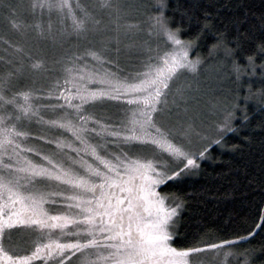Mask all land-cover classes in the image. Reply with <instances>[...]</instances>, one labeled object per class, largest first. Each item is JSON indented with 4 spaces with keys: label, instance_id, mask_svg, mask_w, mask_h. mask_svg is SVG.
<instances>
[{
    "label": "snow or ice",
    "instance_id": "obj_1",
    "mask_svg": "<svg viewBox=\"0 0 264 264\" xmlns=\"http://www.w3.org/2000/svg\"><path fill=\"white\" fill-rule=\"evenodd\" d=\"M101 6L119 12L113 0H103ZM154 6L156 14L148 17L150 31L163 37L171 50L157 56L155 62L149 57L144 71L131 78H121L103 67L111 63L105 58L106 48L88 49L82 56H66L60 62L64 79L56 80L48 92L56 104H34L32 90L7 95L20 68L0 77V264H73L74 259L77 264H191L195 254L232 248L255 234L253 229L234 240L201 242L199 247L173 246L176 221L184 205L158 188L198 169L199 161L208 158L213 146L227 147V134L238 131L234 126L238 111L244 122L249 116L246 107L227 106L212 133L197 131L189 124L179 140L171 129L159 124L158 105L167 103L171 82L183 70L194 71L200 63L189 57L200 33L192 40L181 39L183 21L172 27L173 21L166 15L168 0H155ZM5 7L11 26L21 29L24 25L14 18L15 9ZM31 7L71 16L77 33L100 24L78 0L75 4L71 0H33ZM191 13L189 8L181 15L191 23ZM210 18L205 15V21ZM36 27L43 34V27ZM209 28L205 22L201 32ZM216 39L213 49L222 48L229 58L241 47L239 38L227 41L220 34ZM230 43H236L237 48L229 47ZM257 49V54L246 57L248 68L233 61L237 74L249 69L255 72L257 55L264 56V42ZM88 57L96 61V66L88 65ZM31 67L41 69L43 62L36 60ZM259 67L264 69V63ZM178 95L183 98L184 93L178 90ZM260 97L259 103L264 105V90ZM105 99H123L132 108L125 119L105 123L89 112L96 102ZM41 111L50 112L54 118L45 119ZM34 116L59 135L41 134L35 137L40 143L28 144L30 133L19 128ZM121 146H152L156 156L167 155L168 160L130 155ZM170 199L171 204L167 203ZM260 220L257 229L264 227V214ZM17 226L37 233L27 254L5 247L6 230ZM259 252L264 254V247ZM225 255L242 256L244 264H251L257 253L246 249Z\"/></svg>",
    "mask_w": 264,
    "mask_h": 264
},
{
    "label": "rangeland",
    "instance_id": "obj_2",
    "mask_svg": "<svg viewBox=\"0 0 264 264\" xmlns=\"http://www.w3.org/2000/svg\"><path fill=\"white\" fill-rule=\"evenodd\" d=\"M32 2L33 0H0V77L14 72L17 68L21 69L11 80L7 93L9 96L13 92L32 90L35 94L34 104L42 105L43 100L39 103L36 98L40 95L44 97L40 98L44 99L43 104H56L57 100L54 97L49 98L48 92L56 80L62 82L64 79L60 62L66 56H82L88 49L106 48L105 58L111 63L104 64L103 67L117 73L121 78H131L136 73L143 72L149 57L155 62L157 56L171 50V46L165 44L163 37L150 31L148 17L156 14L155 0H113L119 6V12L102 7L103 0H78L80 4L88 7L95 20L100 21L98 26L90 25L89 30L84 33L73 30L71 16L55 11L49 13L47 9L33 10ZM71 2L75 4L77 0ZM5 5H11L15 9L14 18L24 25L21 29L11 26ZM38 24L43 27V34L36 27ZM17 48L24 51H17ZM194 52L195 47L189 51L190 59H199L200 63L194 71L183 70L171 82L165 98L167 103L158 105L160 111L156 115L159 124L171 129L177 140L189 124L197 131L212 133L223 108L238 104L243 109L249 102L248 98L245 99V94L251 77L246 71L237 74L233 61L224 51L213 52L207 60ZM36 60L43 62L41 69L31 67ZM86 62L90 67L96 66V61L91 57H88ZM20 86L21 89L14 91ZM11 90L13 91L10 93ZM178 90L184 93L183 98L178 95ZM131 108L132 106L123 99H105L96 102L89 108V112L111 124L116 120L109 121L107 117L122 115L118 118L123 120ZM44 113L41 111L40 115L45 119L54 118L52 114ZM237 113L238 116L241 112ZM19 130L34 132L30 133L32 139L27 141L28 144L37 142L35 137L41 134L48 137L59 135L58 132L50 131L47 126L38 123L35 116L25 120ZM66 135L70 138V134ZM124 148L142 157L156 158L161 162L168 160L167 155L156 156L157 150L152 146H137L131 149L123 146L125 151ZM168 203L171 204L169 201ZM243 251L237 244L232 248L209 250L193 255L191 264H244L242 256L225 255L227 252L238 254Z\"/></svg>",
    "mask_w": 264,
    "mask_h": 264
},
{
    "label": "trees",
    "instance_id": "obj_3",
    "mask_svg": "<svg viewBox=\"0 0 264 264\" xmlns=\"http://www.w3.org/2000/svg\"><path fill=\"white\" fill-rule=\"evenodd\" d=\"M189 8L191 23L181 15ZM206 14L211 17L208 21ZM166 15L173 21V28L183 21V40H192L200 33L194 53L205 60L213 52L223 51L213 49L220 34L227 41L239 38L241 47L230 59L238 61L242 68H248L246 57L257 54V45L264 42V0H168ZM205 22L210 28L201 32ZM228 46L237 48L236 43ZM262 63L264 56L257 55L255 72L246 71L251 77L245 94L249 99L245 106L249 120L239 119V113L234 122L238 131L227 134V147L213 146L198 169L159 188L162 194L184 205L176 221L174 247L234 240L255 229L252 237L237 245L256 251L252 264L264 261V254L259 252L264 247V227L256 228L264 214V105L259 103L264 90V69L259 67ZM40 98L44 97L40 95L39 103H44Z\"/></svg>",
    "mask_w": 264,
    "mask_h": 264
},
{
    "label": "flooded vegetation",
    "instance_id": "obj_4",
    "mask_svg": "<svg viewBox=\"0 0 264 264\" xmlns=\"http://www.w3.org/2000/svg\"><path fill=\"white\" fill-rule=\"evenodd\" d=\"M42 105H44L42 103ZM49 114H51L50 112H48ZM46 114V113H44ZM103 116V114H100ZM120 117H122V115H119ZM118 115H115V116H110V117H107L109 121H121L122 119L121 118H118L119 117ZM40 132V131H39ZM30 133H34V132H30ZM36 143H40L39 141L37 142H34V144ZM123 147V146H121ZM125 151L129 152L128 151V148H124ZM111 151H117L116 148H111L110 149ZM130 155L132 154H135V153H130ZM158 191H159V188H158ZM168 203V201H167ZM52 214H57L56 212H52ZM69 230H73L71 228V226H69ZM6 238L5 241H4V244H5V247L6 249L11 247L13 249H15V252L17 254H27V250L28 249H31L32 246H33V241H35L37 239V233H35L34 231L26 228V227H23V226H17L16 228L14 229H11V230H6ZM55 238V237H53ZM44 242H47V240L45 239ZM104 255H107V252H104L103 253ZM93 259H95V257H93ZM37 264H42V262H37ZM73 264H77V261L74 259L73 260ZM100 264H103V262L101 261Z\"/></svg>",
    "mask_w": 264,
    "mask_h": 264
}]
</instances>
